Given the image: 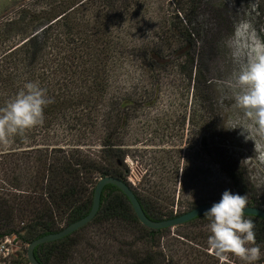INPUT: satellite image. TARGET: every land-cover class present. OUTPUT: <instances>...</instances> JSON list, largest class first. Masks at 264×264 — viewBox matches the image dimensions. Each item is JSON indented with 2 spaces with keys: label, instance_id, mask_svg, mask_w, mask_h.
Segmentation results:
<instances>
[{
  "label": "trees",
  "instance_id": "obj_1",
  "mask_svg": "<svg viewBox=\"0 0 264 264\" xmlns=\"http://www.w3.org/2000/svg\"><path fill=\"white\" fill-rule=\"evenodd\" d=\"M170 1L172 11L163 0H34L0 20V107L30 81L53 100L42 125L0 145V239L16 235L27 253L37 238L85 217L96 183L106 176L128 183L155 221L219 202L222 184L208 191L209 172L196 160L179 170L177 148H162L155 161L160 167L141 171L138 185L129 181L125 129L140 104L155 103L163 72L173 83L191 87L204 108L217 104L197 53L211 0ZM224 128L216 119L206 120L202 149L209 141L210 163L228 190L262 208L247 168L214 142ZM245 218L254 221L256 244L264 246V220ZM208 224L201 215L182 225L199 229L191 239L205 244L202 229ZM88 226L99 227L107 241L92 243ZM168 230L141 224L128 198L108 184L88 224L38 245L34 256L40 264H169L161 243ZM213 255L205 254L209 260Z\"/></svg>",
  "mask_w": 264,
  "mask_h": 264
},
{
  "label": "rangeland",
  "instance_id": "obj_2",
  "mask_svg": "<svg viewBox=\"0 0 264 264\" xmlns=\"http://www.w3.org/2000/svg\"><path fill=\"white\" fill-rule=\"evenodd\" d=\"M163 3L166 9L173 10L174 4L170 0H163ZM24 5L26 4L22 0H0V20L11 16ZM210 7L211 12L204 13L206 25L201 33L202 40L197 53L201 59V71L210 81L211 92L217 104L213 110L204 108L195 101L191 87L185 83L178 85V81L173 83L167 72H163L160 92L154 96L155 103L149 106L147 103L140 104L125 129L123 148L126 151V163L131 169L129 181L138 185L141 171H153L160 167L155 161L162 155V148H177L180 153L179 170L187 167V161L196 160L198 166L209 172L208 181L212 184L207 187L208 191L213 190L212 188L217 190V183L222 184L224 191L228 190L227 180L210 163L208 149L211 146L208 140L206 149H202L203 125L212 118L223 123L225 127L224 132L216 135L214 142L228 150L229 154L247 168L264 209V163L258 159L261 152L254 150V142L245 139L246 133L242 135L241 128H231L245 123V118L242 111L235 106L234 95L237 89L232 77L238 70V65L233 58L232 49L228 46L229 38L234 35L236 26L242 21L250 23L256 36L264 42V0H211ZM135 73H138L137 70ZM254 138L264 150V141L259 137ZM177 185L179 189V181ZM178 196L176 191L175 202ZM178 209L174 204L173 211L176 213ZM202 230L210 235L209 229ZM85 231L87 238L96 245L107 241L99 227L88 226ZM168 231L161 243L168 255L169 264H205V261L207 264H244L231 254L220 259L210 253L209 249L199 247L197 244L208 245L202 243L200 238L191 239L199 233V229L193 225H179L169 228ZM260 249V260H264V246L261 245ZM205 254L213 255V259L209 260ZM254 264L263 263L260 261Z\"/></svg>",
  "mask_w": 264,
  "mask_h": 264
},
{
  "label": "clouds",
  "instance_id": "obj_3",
  "mask_svg": "<svg viewBox=\"0 0 264 264\" xmlns=\"http://www.w3.org/2000/svg\"><path fill=\"white\" fill-rule=\"evenodd\" d=\"M228 46L238 65L233 73L236 87L235 106L242 111L245 123L231 128H241L246 140L254 142V150L261 152L258 159L264 163V150L254 137L264 141V42L256 36L248 22L242 21L229 38ZM53 103L47 90L38 82H27L2 107H0V145L7 146L17 136L44 123L45 108ZM248 207L246 195L230 190L222 193L219 202L207 209L203 216L209 221V252L220 259L231 254L244 264H254L261 257L256 244L255 223L245 218Z\"/></svg>",
  "mask_w": 264,
  "mask_h": 264
},
{
  "label": "water",
  "instance_id": "obj_4",
  "mask_svg": "<svg viewBox=\"0 0 264 264\" xmlns=\"http://www.w3.org/2000/svg\"><path fill=\"white\" fill-rule=\"evenodd\" d=\"M108 184L116 186L128 198L141 224L151 229L172 228L175 226L182 225L198 216L203 215V213L213 205V203L203 204L173 218L155 221L146 216L138 198L136 197L135 193L133 192L132 188L128 185V183L114 176H106L104 178H101L96 183L93 193L92 206L89 213L85 217L63 227L57 233L47 234L40 238H37L28 245L27 258L30 264H40L34 256V249L38 245L68 236L88 224L96 216L100 207L103 189ZM245 214L257 216L264 220V209L262 208L248 206L245 209Z\"/></svg>",
  "mask_w": 264,
  "mask_h": 264
},
{
  "label": "built area",
  "instance_id": "obj_5",
  "mask_svg": "<svg viewBox=\"0 0 264 264\" xmlns=\"http://www.w3.org/2000/svg\"><path fill=\"white\" fill-rule=\"evenodd\" d=\"M33 1L22 0L23 4ZM22 247V242L16 235H7L0 239V264H30Z\"/></svg>",
  "mask_w": 264,
  "mask_h": 264
}]
</instances>
